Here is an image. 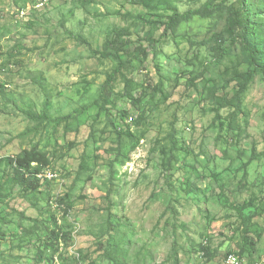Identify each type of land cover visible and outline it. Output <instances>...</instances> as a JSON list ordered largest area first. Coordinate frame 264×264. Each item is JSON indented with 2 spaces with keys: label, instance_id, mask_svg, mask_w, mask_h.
<instances>
[{
  "label": "rangeland",
  "instance_id": "obj_1",
  "mask_svg": "<svg viewBox=\"0 0 264 264\" xmlns=\"http://www.w3.org/2000/svg\"><path fill=\"white\" fill-rule=\"evenodd\" d=\"M211 1L0 0V264H223L259 234L239 256L264 264V0L246 6L259 70L224 9L185 18ZM116 27L149 56L102 95L120 63L92 49ZM33 148L59 178L28 197L4 162Z\"/></svg>",
  "mask_w": 264,
  "mask_h": 264
},
{
  "label": "trees",
  "instance_id": "obj_2",
  "mask_svg": "<svg viewBox=\"0 0 264 264\" xmlns=\"http://www.w3.org/2000/svg\"><path fill=\"white\" fill-rule=\"evenodd\" d=\"M137 2L146 3V0H135ZM247 0H213L209 4L203 6L201 9H197L186 14V19L191 18L195 15L206 16L212 14L218 10L224 9L227 12V25L226 32L231 36L232 44L240 45L250 56L251 65L257 70L261 69V55L262 52L256 49L255 45L252 43L254 37V32H252L253 23L246 11ZM174 18L170 20L169 26H172ZM155 40L152 41V47L155 49ZM92 47L91 43H87ZM97 54H102L104 56L112 57L120 63V67L116 69L112 74L109 75L107 82L104 84L102 89V95H104V90L112 84V82L117 77V74L123 70L127 63H130L131 59L128 55L132 54L137 58H147L149 56V49L143 46H137L135 50L129 48V43L125 39V29L122 27H116L113 37L109 38L105 44L104 51H97L92 49ZM126 112L123 114L125 117ZM46 118V114L42 115L40 118ZM134 119V118H133ZM176 144V142H174ZM6 165L5 175L13 181L18 183L25 191V196H31L36 193H44L45 188H50L51 182L48 179H41L39 176L42 173V168L49 167L51 165L50 156L47 152H43L38 148H33L32 150H25L23 153L16 157H9L4 162ZM62 206L68 208L66 213L72 210L73 200L71 198H63L59 200ZM254 209L257 210L258 207H253L252 204H247L239 208V211ZM254 213L249 218L250 220L255 216ZM249 223L245 224L246 229L244 230L247 236ZM54 229L46 237L47 242L50 247L57 249L60 246V242L64 239V235L61 232L62 228L55 219ZM262 234H259L255 240H249L248 237L245 239V244L241 247L239 251H230L228 254L234 253L237 255L244 256L246 253L250 254V251H256V244L261 239ZM212 240L210 237L204 240L201 244V252L204 253L206 261L209 263L216 258L217 252L211 248ZM248 248L250 250H248ZM225 256V257H226ZM37 258L40 263L45 260L51 259L46 251L38 250ZM54 263V260L52 259Z\"/></svg>",
  "mask_w": 264,
  "mask_h": 264
},
{
  "label": "built area",
  "instance_id": "obj_3",
  "mask_svg": "<svg viewBox=\"0 0 264 264\" xmlns=\"http://www.w3.org/2000/svg\"><path fill=\"white\" fill-rule=\"evenodd\" d=\"M131 121H134L132 116L129 117V120H127V123L130 124ZM39 177L41 179H48L50 181H55L59 178V175L51 171V172H48L47 174H41ZM200 256L203 257L204 253L203 252L200 253ZM223 264H243V260L239 255L231 253L225 257Z\"/></svg>",
  "mask_w": 264,
  "mask_h": 264
}]
</instances>
